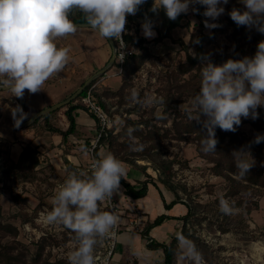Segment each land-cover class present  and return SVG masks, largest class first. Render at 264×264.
Here are the masks:
<instances>
[{"label":"rangeland","instance_id":"obj_1","mask_svg":"<svg viewBox=\"0 0 264 264\" xmlns=\"http://www.w3.org/2000/svg\"><path fill=\"white\" fill-rule=\"evenodd\" d=\"M221 6L225 8V13L218 19H223L225 22H229L228 13L234 7L244 9L240 0H229L228 4ZM181 15L185 21L190 22L189 26L175 27L163 38L160 33L162 27L159 26L154 29L155 38L147 39L143 47L134 45L135 53L144 54L145 61L136 69L116 74L122 83L124 82L123 86L121 84L122 87L113 89L101 83L103 75L96 77L94 83L99 82L97 92L102 94L106 110L112 119V127L107 135L110 139L100 140L95 152L98 151L99 156L101 152H111L116 158L127 156L131 160H136L135 164L122 161L131 165L132 174L128 172L127 175L131 182L139 181L138 177L145 179L144 172H149L157 178L158 170L155 169L151 159L146 157L148 154H154L157 159H174L176 163L173 180L176 184L187 188V191L181 190L180 194L187 200H190L189 195H191L194 202L201 204L198 214L188 222L187 227L194 236L203 264H264V192L253 187L247 192L244 190L237 197L226 195L228 187L225 179L213 171V163L208 157L200 155L193 139L194 135L187 134L185 135L187 138H180L179 124L174 123V120L180 122L179 113L191 109V101L196 96L193 95V88H186L184 85L190 75L180 74L177 67L187 60V54L192 56L196 54L198 44L195 43L197 34L194 24L198 20L195 12L191 10L188 14ZM137 21L138 19L134 17L129 35L137 33L142 35L141 26L138 30ZM228 24L226 31L218 33L215 39L207 40L205 56L210 58L217 53H231L237 47H242L248 57H253L258 43L264 40V34L244 26L238 29L233 22ZM105 44L110 51L109 60L112 49L107 39ZM115 65L108 73L118 70ZM133 89L138 92L141 101H146L147 98H162L164 102L151 105L134 103L130 99ZM76 101L85 107L81 98ZM65 108L67 106L60 108L59 111H64ZM85 109L87 110L86 107ZM87 111L94 116L89 110ZM257 111L264 119V107H259ZM136 120H151L153 126L141 124L139 128L142 133L129 137L127 130L136 129L131 123ZM252 121L251 118H242L240 130L250 135ZM110 130L113 133L111 137ZM134 132L135 130L132 134ZM97 136L98 128L86 141L91 160L89 148ZM134 143L142 144L143 150L133 151L130 145ZM244 157L249 163L255 161L252 155ZM90 162L87 166L71 168L66 164V168H56L48 159L43 158L33 169V174L26 178L4 175L0 181V224L13 225L17 229V234L0 226V241L2 243L17 241L18 249L26 252L25 260L28 264L31 262L46 264L56 260H61V264H69V254L76 246L74 233L62 225L47 224L44 217L53 208L52 199L58 186L68 178L69 173H76L78 176L83 173L89 176ZM3 165L11 166V162L7 160ZM159 185L161 190L167 192L160 182ZM150 188L160 193L153 184H150ZM113 196L118 203L120 200L118 191L114 192ZM221 197L234 206L236 209L234 214L225 215L220 211ZM132 199H127V203H123L119 208L128 210L125 207L136 200ZM102 205L101 202L100 208ZM136 217L131 216V218ZM182 223V221L179 223L180 227ZM221 224L228 226L229 231H221ZM103 242L104 240L95 248L97 264L107 254ZM38 258L39 260H36ZM175 264H194V261L187 256L186 250L180 247Z\"/></svg>","mask_w":264,"mask_h":264},{"label":"clouds","instance_id":"obj_2","mask_svg":"<svg viewBox=\"0 0 264 264\" xmlns=\"http://www.w3.org/2000/svg\"><path fill=\"white\" fill-rule=\"evenodd\" d=\"M147 0H0V89L10 91L22 98L25 90L31 94L41 91L45 82L64 70L71 57L70 48L58 47L56 39L77 32L78 26L69 15L74 10L84 14L87 24L105 39L123 41L126 32V17L135 16ZM229 0H153L149 9L158 15L161 9L170 21L191 10L199 13L196 5L204 7V26L214 29L221 25L214 23ZM244 9L233 8L228 15L239 27L255 29L264 34V0H240ZM154 21L146 14L141 23L142 35L155 38ZM195 43L199 44L197 39ZM201 67V87L191 101L194 117L188 111V118L202 123L206 134L200 141L205 154L216 152L218 140L216 129L236 132L243 119L259 118L257 109L264 107V40L257 45L253 57L239 60L228 59L221 65L211 62L208 56ZM130 99L134 103L163 104V99H139L133 89ZM12 112L18 127L27 114L17 105ZM201 117L204 119L201 121ZM135 129L129 128L132 136ZM134 139V138H133ZM264 141V134H258L254 143ZM133 151H142L143 145H130ZM250 152L243 148L235 150L233 156L240 177L253 167L243 157ZM127 174L122 161L111 152L101 153L91 165V175L69 173L68 178L58 186L52 199L53 208L44 220L49 225H62L75 235V248L69 254V264H97L95 248L98 243L114 235L119 217L112 212L102 211L101 202L110 199L119 191L121 180ZM220 211L232 215L236 209L223 197L219 201ZM178 244L186 250L194 264H203V258L195 244L177 234Z\"/></svg>","mask_w":264,"mask_h":264},{"label":"trees","instance_id":"obj_3","mask_svg":"<svg viewBox=\"0 0 264 264\" xmlns=\"http://www.w3.org/2000/svg\"><path fill=\"white\" fill-rule=\"evenodd\" d=\"M152 4L153 0H147V2L140 8V11L135 15V19H138V30H140L139 26H141L145 14L154 21V29L158 28L159 26L162 27V30L160 29L161 38L168 36L170 34V31L175 27L190 25V22L185 21L182 15H180L175 21H170L166 17L163 9L159 11L158 15L153 14L149 11ZM196 7L199 8V13H195L198 21L194 24V28L197 34V39H199L200 43L197 45L196 54L194 56H192L191 54H187V60L185 62H181L177 67V70L180 74L190 75V78L185 81L184 85L186 86V88H193V95H197L201 87V67L204 63H206L203 57L206 54L205 49L207 40L215 39L218 33L226 31L229 25L228 23L233 22L231 18L229 22H225L223 19H217L216 21H214V23L221 25L220 27L214 29L205 28L204 20L206 18L202 15L204 7L200 5H196ZM69 18L76 23L87 22L84 14L78 10H74L73 12H71ZM156 22L159 23L156 24ZM233 24L238 29H242L241 26L238 27L234 22ZM127 39L132 45L138 47H143L144 43L148 41L143 35L139 33L135 35H127ZM246 56V52L243 51L242 47H237L236 50L232 51L231 53H217L216 55L211 56L210 60L216 65H221L228 59L239 60ZM144 61V54L134 53L133 55L129 56L124 63L123 72L129 71L130 69H136ZM95 81L96 80L92 81L75 100L66 105V115L69 120V126L66 130H62L60 127L55 126L49 122L50 117L57 113L59 109L50 112L42 117H39L32 123V125L35 126L41 119H43L45 121L47 129L51 130L52 132L61 134L64 138L73 133L77 125L75 111L80 107H84L82 104L75 102L78 98H81L86 93L88 88L92 84H94ZM123 85L124 82L122 83V86ZM95 94L99 102L106 109V104L102 99V94L97 92V90L95 91ZM189 110L191 109H185L183 112H181V114L179 113V116L181 117L179 123L174 120V123L176 125L179 124V136L180 138H187L185 137V135L187 134L194 135L193 139L197 144V150L200 155L208 157L213 163V171L217 175H220L225 179L226 185L228 187L225 194L230 197H237L240 196L244 192V190L247 192L253 187H257L259 191L264 192V141L259 144L253 142L258 134H264V119L259 116L258 119L252 121V130L250 135L242 132L239 127L234 133L225 132L217 128L216 138L218 140V144L216 146V152L205 154L201 151L200 141L203 138V135L206 134V131L203 129L202 123L188 118ZM191 111L192 115L195 116L197 112L195 110ZM203 119L204 118H201V121ZM131 123L134 124L136 128L135 132L132 135L142 133L141 129L139 128L141 124H144L148 127L153 126L151 120H136L131 121ZM111 136H113L112 130H110V137ZM109 139V136H103L101 140L106 141ZM241 148H243L245 151L250 152V154L255 158L253 167L249 170L248 174L243 177H240L238 175L236 160L233 156V152ZM95 157L96 159L99 158L98 151H96ZM146 157L151 159V161L154 163L155 169L158 170L157 178H154L153 175L149 172H144L146 176L145 179L139 180L137 182H131L126 177H123L121 180V184L124 187V194L134 199L145 197L149 192L150 184H153L160 191L166 209L173 208L177 203H183L186 205L187 211L185 214L180 216L169 215L166 213L159 214L153 221L146 223L143 230L141 231L142 236L147 240V245L149 248L163 250L164 261L162 264H175L176 254L180 250V246L177 240V234H182L184 237L195 244L194 236L189 232L187 225L188 222L198 214L201 204L198 202H194L191 195H189L190 200H187L184 199L180 194L181 190L187 191V188L186 186L178 185V183L176 184L173 180L174 164L176 163L174 159H157L154 154H148V156ZM117 159L134 164L136 163V160H131L127 158V156ZM243 159H245V157H243ZM4 162L5 161H3L0 156V181L6 174L26 178L30 174H33V169H35V167L40 164V159L38 157L36 147L28 145L25 147L20 156V159L17 162L11 161V166L8 167H5L3 165ZM66 163L69 167L75 168V166L69 160H66ZM88 175H91V169L88 170ZM159 182L166 188V190H169L173 193L174 198L170 202H167L165 200ZM167 219H179L183 222L182 226L179 228L177 234H174L168 242L158 241L150 235L149 231L151 228L161 225ZM0 226L2 228H7L8 231H12V233H14L15 235L17 234V229L11 224H0ZM229 229L230 228L224 224L220 225V230L223 232H227L229 231ZM18 245L19 243L17 241L12 243H2L0 241V262L3 264H28L25 260L26 252L19 250ZM195 247L197 249L196 244ZM36 260H39V258ZM61 263V260H56L51 263L46 262V264ZM29 264H33V262Z\"/></svg>","mask_w":264,"mask_h":264},{"label":"crops","instance_id":"obj_4","mask_svg":"<svg viewBox=\"0 0 264 264\" xmlns=\"http://www.w3.org/2000/svg\"><path fill=\"white\" fill-rule=\"evenodd\" d=\"M105 41V38L89 26H78L75 34L57 38L55 42L58 47L70 48L71 59L62 72L45 82L41 91L31 94L25 90L24 113L27 114V118L23 121L28 120L37 111L66 99L97 70L104 67L108 62L110 52ZM101 80V83L113 89L119 88L122 84L121 79L113 73L104 74ZM19 102L20 98L13 96L10 91L0 89V156L3 161L17 162L25 147L30 145L36 147L39 159H48L56 168H66V160H69L75 167L89 164L91 159L87 152L86 141L88 137L94 135L98 124L96 118L90 115L85 107H80L75 111L76 129L64 138L61 134L47 129L43 119L35 126L32 122L28 125L20 124L17 127L12 112L18 110ZM66 110L67 108L55 113L50 117L49 122L66 130L69 126ZM123 163L127 170L125 176L127 178L132 168L130 164ZM127 179L130 180V178ZM138 180L142 178L138 177ZM162 192L167 202L174 198L169 190L165 192L162 189ZM118 197L120 207L123 203H127V199L133 200L124 194L122 184ZM125 208L128 210L120 209L119 227L121 231L119 229L111 264H162L163 250L149 248L141 229L159 214L166 213L174 216L185 214L186 205L177 203L173 208L166 209L161 194L149 188L145 197L134 200ZM131 216L137 217L131 218ZM180 222L179 219H167L161 225L151 228L149 233L158 241L168 242L172 235L177 234Z\"/></svg>","mask_w":264,"mask_h":264},{"label":"built area","instance_id":"obj_5","mask_svg":"<svg viewBox=\"0 0 264 264\" xmlns=\"http://www.w3.org/2000/svg\"><path fill=\"white\" fill-rule=\"evenodd\" d=\"M135 16L128 15L126 17L127 23H126V32L123 35V41L120 42L118 40H115L116 42V58H115V68L118 70L116 72H113V75L120 74L123 71V65L126 62L127 58L131 55H133L136 52V48L134 45H132L128 39L127 35H129V28L133 26V20ZM109 72V71H108ZM105 73V74H108ZM98 82L92 84L86 93L81 97V101L97 119L98 121V136L95 138L94 141H92L91 146L89 148V151L92 156V160L89 165V169H91V165L93 161L96 159L95 157V149L99 144V141L102 139L103 136H107L109 133V129L112 127V119L107 110L102 106V104L99 102L95 91L97 90ZM102 211H109L112 213H115L118 217V223L117 226L112 230L114 235L104 239L103 245L107 251L106 256L101 259L100 263L98 264H111L112 257L114 254V250L116 247V243L119 237V225H120V216H121V210L118 206V203L115 201L114 196L110 199H106L102 202ZM143 228L141 229V231Z\"/></svg>","mask_w":264,"mask_h":264},{"label":"water","instance_id":"obj_6","mask_svg":"<svg viewBox=\"0 0 264 264\" xmlns=\"http://www.w3.org/2000/svg\"><path fill=\"white\" fill-rule=\"evenodd\" d=\"M75 23L77 26H88L87 22H73ZM109 41V44L111 46L112 49V54L111 57L109 58L108 62L105 64L104 67H102L101 69H99L97 72H95L92 76H90L73 94H71L69 97H67L66 99L57 102L53 105H50L46 108H43L39 111H37L36 113H34L28 120L26 121H22V125H28L31 124L32 122H34L35 120H37L39 117H42L50 112H53L55 110H58L64 106H66L67 104H69L71 101L75 100L85 89L86 87L96 79V77L104 75L105 73H107L114 65H115V58H116V42L114 39H107ZM19 106L22 108L23 112H24V108H25V98L24 96L22 98H20V102H19ZM19 110V109H18ZM17 110V111H18Z\"/></svg>","mask_w":264,"mask_h":264}]
</instances>
